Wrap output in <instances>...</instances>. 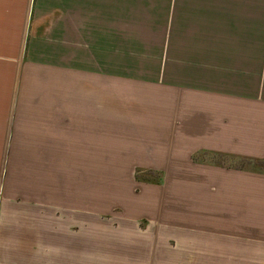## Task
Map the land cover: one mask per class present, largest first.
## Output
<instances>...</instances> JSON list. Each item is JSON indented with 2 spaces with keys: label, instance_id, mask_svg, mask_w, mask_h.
Listing matches in <instances>:
<instances>
[{
  "label": "crops",
  "instance_id": "crops-1",
  "mask_svg": "<svg viewBox=\"0 0 264 264\" xmlns=\"http://www.w3.org/2000/svg\"><path fill=\"white\" fill-rule=\"evenodd\" d=\"M262 159L264 0H0V264H264Z\"/></svg>",
  "mask_w": 264,
  "mask_h": 264
},
{
  "label": "trees",
  "instance_id": "trees-1",
  "mask_svg": "<svg viewBox=\"0 0 264 264\" xmlns=\"http://www.w3.org/2000/svg\"><path fill=\"white\" fill-rule=\"evenodd\" d=\"M194 159L196 160V161H198V158H197V156H194ZM247 159H244V162H246L247 163ZM257 161H259L260 163H261V165L262 166H264V159H262V160H257ZM252 162V161H251ZM254 163H256V161H254ZM136 178L138 179V180H141V177L139 176V174H137L136 175ZM155 180H152V179H149L148 180V182H154Z\"/></svg>",
  "mask_w": 264,
  "mask_h": 264
},
{
  "label": "rangeland",
  "instance_id": "rangeland-1",
  "mask_svg": "<svg viewBox=\"0 0 264 264\" xmlns=\"http://www.w3.org/2000/svg\"><path fill=\"white\" fill-rule=\"evenodd\" d=\"M87 249H92V247L86 243V251H87ZM95 262H96V260H95Z\"/></svg>",
  "mask_w": 264,
  "mask_h": 264
}]
</instances>
